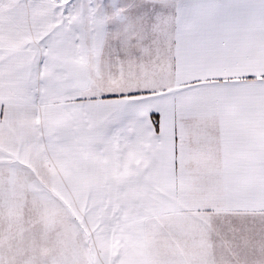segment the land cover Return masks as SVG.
Returning a JSON list of instances; mask_svg holds the SVG:
<instances>
[{"label": "snow or ice", "instance_id": "6c2138e0", "mask_svg": "<svg viewBox=\"0 0 264 264\" xmlns=\"http://www.w3.org/2000/svg\"><path fill=\"white\" fill-rule=\"evenodd\" d=\"M0 264H264V0H0Z\"/></svg>", "mask_w": 264, "mask_h": 264}]
</instances>
